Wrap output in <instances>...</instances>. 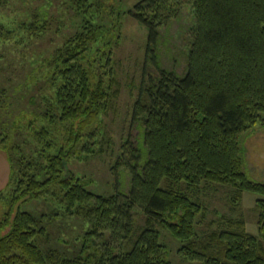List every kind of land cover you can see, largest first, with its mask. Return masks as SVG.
<instances>
[{
    "label": "trees",
    "instance_id": "obj_1",
    "mask_svg": "<svg viewBox=\"0 0 264 264\" xmlns=\"http://www.w3.org/2000/svg\"><path fill=\"white\" fill-rule=\"evenodd\" d=\"M73 1L82 13L89 7L87 0ZM182 2L138 0L130 10L148 30L147 53L158 74L133 104L131 121L143 130L141 144L125 142L128 191L118 185L109 194L89 190L68 168L70 150L63 145L45 154L44 162L27 156L17 140L20 117L9 124L0 116V147L10 162L8 182L0 189L6 204L0 213V264H172L160 227L180 241L184 257L202 264H264V182L247 176L240 141L243 130L264 125V0H191L196 27L181 76L157 63L155 44L159 27ZM30 19L35 32L37 18ZM98 26L89 22L75 34L54 67L62 111L57 118L80 119L67 125L74 140L107 109L108 90L101 79L91 87L87 65L88 45L102 31ZM202 182L229 185L234 197L254 192L258 234L248 232L242 218H226L222 227L204 228L198 236L195 224L206 208L192 190ZM41 197L52 201L49 212L22 208ZM136 208L144 215L141 224ZM66 214L90 222L72 254L49 228Z\"/></svg>",
    "mask_w": 264,
    "mask_h": 264
},
{
    "label": "rangeland",
    "instance_id": "obj_2",
    "mask_svg": "<svg viewBox=\"0 0 264 264\" xmlns=\"http://www.w3.org/2000/svg\"><path fill=\"white\" fill-rule=\"evenodd\" d=\"M87 1L89 7L82 13L73 0H0V116L9 124L20 117L17 140L27 156L44 162L45 154H53L63 145L70 150L68 168L88 183L89 190L109 194L118 185L128 191L126 163L130 157L123 153L125 142L128 139V145L130 141L141 144L143 130L140 123H132L131 112L135 100L145 97L139 95L142 87L150 76L156 79L158 71L147 53L148 30L130 12L138 0ZM182 1L178 13L159 27L155 44L157 63L181 76L187 71L196 27L191 0ZM33 14L37 18L35 32L27 25ZM89 22L102 28L88 45L90 84L94 87L101 79L109 95L105 99L107 109L85 123L80 138L74 140L67 127L73 121H59L56 115L62 111L55 99L54 67L72 37ZM240 135L247 176L264 182V125L255 123ZM9 176L10 162L0 147V189L6 186ZM231 190L229 185L211 182L193 188L206 208L204 218L195 224L198 236L206 232L204 228L222 227L226 218H242L245 229L258 234L257 195L242 191L240 197H234ZM52 204L41 197L24 202L22 208L47 213ZM5 206L0 201V213ZM134 212L137 224H141V209ZM89 224L84 217L66 214L53 219L49 228L63 241L60 247L72 254ZM159 229L160 242L172 264H202L184 257L179 252L180 241L166 228Z\"/></svg>",
    "mask_w": 264,
    "mask_h": 264
}]
</instances>
